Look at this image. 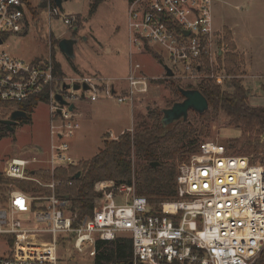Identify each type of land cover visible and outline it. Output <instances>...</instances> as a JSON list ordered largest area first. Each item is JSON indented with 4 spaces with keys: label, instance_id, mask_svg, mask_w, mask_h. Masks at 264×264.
<instances>
[{
    "label": "built area",
    "instance_id": "1",
    "mask_svg": "<svg viewBox=\"0 0 264 264\" xmlns=\"http://www.w3.org/2000/svg\"><path fill=\"white\" fill-rule=\"evenodd\" d=\"M215 1H130V44L159 46L185 73L183 78L221 81L214 67L206 71L205 63L218 56V49L213 50ZM41 16L49 38L56 19L68 27L75 22L51 3ZM34 21L29 1L0 0V103L26 104L35 98L41 103L46 97L51 116L43 158L15 157L3 171L7 180L33 183L49 193H28L11 185L5 197L0 196V264H61L73 252L95 259L99 242L121 234L133 241V264H255L264 250V158L230 154L219 142H200L181 162L175 200L157 207L138 194L135 182L100 183L96 190L103 195L96 198L92 214L81 217L72 210L69 196L58 193L64 182L55 174L78 166L70 154V141L82 129L78 104L114 100L134 109L137 98L148 93L150 81L140 64L133 63L121 91L98 76L72 80L71 86L80 84L79 91L64 89L65 83L57 89L51 39L46 59L25 60L7 51L8 40L28 33ZM57 95L67 105H61ZM45 173L52 179H45Z\"/></svg>",
    "mask_w": 264,
    "mask_h": 264
},
{
    "label": "rangeland",
    "instance_id": "2",
    "mask_svg": "<svg viewBox=\"0 0 264 264\" xmlns=\"http://www.w3.org/2000/svg\"><path fill=\"white\" fill-rule=\"evenodd\" d=\"M96 1L68 0L64 2L59 8L60 12L66 16H74L75 22L68 27L56 19L52 22L53 32L50 38L47 22L41 13L40 15L38 13L35 16L34 27L26 34L11 37L7 48L11 54L25 60L46 59L49 57L48 38L51 39L53 61L61 66L64 74L61 78L57 77V89H60L61 84H70L72 80L80 77L106 75L124 78L129 70L130 58L134 64H140L142 67L143 75L150 81L149 91L137 98L134 109L129 105L118 104L114 100L78 104L82 129L70 141V154L78 166L93 159L104 148L105 139L118 140L124 132H133L141 122L150 124V113L157 110L163 113V110L170 109L172 103L179 100L175 93L177 84L181 88H187L189 85L198 87L202 81L201 78L197 80L183 78L182 75L184 76L185 73H182L179 66H174L168 54L158 46L147 44L145 48L141 46L135 48L130 44L127 23L129 4L132 0H99L100 5L97 11L90 16L92 4ZM29 2L33 8H38L44 0H29ZM229 26L234 29L238 43L241 46L246 45L250 51L248 60L250 76L248 77L245 71L246 57L237 50L241 60L239 79L248 92L249 104L253 107H264V0H217L214 3L213 50L215 52L218 49V56L216 61L212 58L210 66L211 69L214 67L216 75L221 76V81H215L221 84L222 89L233 92L230 88L231 79L225 72L224 62L221 63L218 59L221 57L224 60L225 54L230 52L226 41V30L231 31ZM232 37L234 41L233 34ZM62 39L78 40L74 49L75 59L69 58L60 50L59 42ZM219 50H222L221 54ZM161 62L172 69L175 77H166ZM201 76H204V73ZM119 82L123 81L110 83ZM49 107L47 102L39 103L27 123H19L13 132H8L6 137H0V174H3L7 162L12 158H43L42 150L49 144L51 121ZM210 112L209 121L203 122L200 114L193 111L191 123L197 131L198 144L203 141H215L225 145L229 150L232 142L241 138L242 130L229 124V117L225 112L221 110L218 112L210 110ZM190 116L191 113L188 118ZM203 128L205 129L202 134ZM262 138L261 140L264 141V136ZM261 144L262 148L250 155H233L260 160L264 158V142ZM133 162L135 170L140 164L145 163L136 158ZM132 182L135 184L137 182L135 175ZM100 183L107 186L115 185L113 181L97 183L95 191L101 196L103 194L96 190L103 186ZM9 186L15 187L13 183L0 185L1 197H5L10 189ZM61 264H94V259L83 258L82 255L73 252Z\"/></svg>",
    "mask_w": 264,
    "mask_h": 264
},
{
    "label": "trees",
    "instance_id": "3",
    "mask_svg": "<svg viewBox=\"0 0 264 264\" xmlns=\"http://www.w3.org/2000/svg\"><path fill=\"white\" fill-rule=\"evenodd\" d=\"M29 1V0H25ZM55 5L54 0L46 1L38 8L30 10L34 17L40 15L41 10L48 4ZM99 0L92 4L90 16L94 15L99 7ZM226 41L229 44L230 52L225 54L224 60L219 57L221 63L224 62L225 72L230 77V88L233 92L222 89L221 84L215 79H204L198 87L189 85L185 89H197L208 100L209 110L200 115L203 122L209 121L211 111H223L229 117V124L232 127L242 130L239 140L232 142V147L228 150L231 154L250 155L262 148L261 138L264 136V107H253L249 104V97L246 88L239 79L241 60L237 54V48L233 41L232 33L226 30ZM207 72L211 73L209 60H205ZM56 76H64L61 66L55 64ZM174 83V82H173ZM180 85L175 88L176 96L172 106L183 101ZM42 102H47L45 97ZM39 99L35 98L26 104H1L0 103V137H6L8 132L2 124L3 120L9 118L15 110H21L28 114L22 123L30 120V115L39 104ZM187 121H179L169 126L162 123L163 113L155 111L149 114L150 124L141 122L133 132H124L118 140H104V148L91 160L84 162L78 167L68 170H59L55 174V179L64 182L58 193L69 196L72 201V210L79 216L92 214L95 200L100 196L95 191L96 184L102 181H113L117 186L131 185L133 176H136L138 194L147 197L149 201L159 207L163 202L175 200L177 196V168L188 155L198 148V138L191 121L192 114ZM189 113V114H190ZM202 130V134L204 133ZM263 139V138H262ZM140 162L138 169H134L133 159ZM153 163H158L157 167H152ZM80 173L78 179L73 177ZM40 176L41 173H36ZM43 177L51 180L50 174L45 173ZM72 182V185H69ZM28 193L46 192L33 183L24 181H10L0 174V185L12 184ZM134 260L133 241L129 235L121 234L114 241L98 243V253L94 259V264H129ZM256 264H264V252L257 260Z\"/></svg>",
    "mask_w": 264,
    "mask_h": 264
},
{
    "label": "water",
    "instance_id": "4",
    "mask_svg": "<svg viewBox=\"0 0 264 264\" xmlns=\"http://www.w3.org/2000/svg\"><path fill=\"white\" fill-rule=\"evenodd\" d=\"M68 0H54L57 7L61 8L63 3ZM189 32H185V35H189ZM78 40L76 39H62L59 42L60 50L66 54L69 58L75 59V45ZM221 54V53H220ZM161 64H163L161 62ZM163 67L166 71L167 78H173L174 72L167 65L163 64ZM84 90H88L89 86L84 84ZM64 89H73L74 91H79L81 89L80 84H74L71 86L70 84H64ZM184 100L182 102L175 103L170 109L163 110V125L169 126L179 121H187L189 113L194 111L198 114H204L209 110L208 100L204 97V95L197 89H185L179 88ZM56 100L61 105H67V102L63 99L61 95L56 96ZM70 109H74V105H70ZM28 114L24 111H15L11 114L9 119L3 120L2 124L6 127L7 132H13L14 126L17 124L19 120L26 119ZM158 163H153L152 167H157ZM80 177V173L78 172L73 179H78ZM129 264H133L132 262Z\"/></svg>",
    "mask_w": 264,
    "mask_h": 264
},
{
    "label": "crops",
    "instance_id": "5",
    "mask_svg": "<svg viewBox=\"0 0 264 264\" xmlns=\"http://www.w3.org/2000/svg\"><path fill=\"white\" fill-rule=\"evenodd\" d=\"M217 1V0H216ZM230 27V26H229ZM230 30H231V32H232V34H233V36H234V42L236 43V46H237V50H238V52H240L241 54H244L245 55V57H246V66H245V71H246V73H248V77L250 76V73H249V71H250V64H249V58H250V51H249V49L247 48V46L245 45V46H241L239 43H238V41H237V38H236V34H235V32H234V29L233 28H231L230 27ZM159 47V46H158ZM160 48V47H159ZM162 49V48H161ZM130 55V54H129ZM163 64H164V62H162ZM133 64V62L131 61V58H130V63H129V70H128V73H127V76H128V74H129V71H130V68H131V65ZM161 64V63H160ZM163 64H161L162 65V67H163ZM164 65H167V64H164ZM168 66V65H167ZM169 67V66H168ZM163 70L165 71V69H164V67H163ZM165 73H166V71H165ZM142 74H143V72H142ZM102 77H104V78H106V79H108V80H111V81H123L122 83H115V88H116V90H118V91H121V90H123L124 88H125V86H126V83H125V81H124V79L127 77H124V78H120V77H108V76H106V75H101ZM167 77V76H166Z\"/></svg>",
    "mask_w": 264,
    "mask_h": 264
},
{
    "label": "flooded vegetation",
    "instance_id": "6",
    "mask_svg": "<svg viewBox=\"0 0 264 264\" xmlns=\"http://www.w3.org/2000/svg\"><path fill=\"white\" fill-rule=\"evenodd\" d=\"M19 123H22V121L19 120V121L17 122V124L14 126V129L17 127V125H18ZM5 129H6V127H5ZM6 130H7V129H6Z\"/></svg>",
    "mask_w": 264,
    "mask_h": 264
}]
</instances>
